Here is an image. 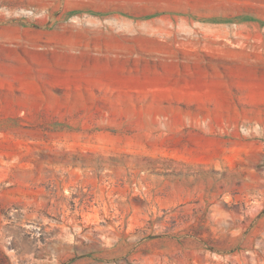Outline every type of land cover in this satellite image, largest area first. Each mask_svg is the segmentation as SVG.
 Returning a JSON list of instances; mask_svg holds the SVG:
<instances>
[{"label":"rangeland","instance_id":"rangeland-1","mask_svg":"<svg viewBox=\"0 0 264 264\" xmlns=\"http://www.w3.org/2000/svg\"><path fill=\"white\" fill-rule=\"evenodd\" d=\"M212 252L264 264V0H0V264Z\"/></svg>","mask_w":264,"mask_h":264},{"label":"built area","instance_id":"built-area-1","mask_svg":"<svg viewBox=\"0 0 264 264\" xmlns=\"http://www.w3.org/2000/svg\"><path fill=\"white\" fill-rule=\"evenodd\" d=\"M245 253H248V250L245 251ZM241 253H236V252H231L229 254H220V253H216V252H212V257L215 258V259H223L224 261H235L237 262V264H240V261L242 259L241 257Z\"/></svg>","mask_w":264,"mask_h":264}]
</instances>
